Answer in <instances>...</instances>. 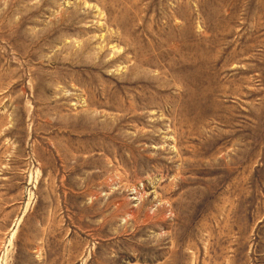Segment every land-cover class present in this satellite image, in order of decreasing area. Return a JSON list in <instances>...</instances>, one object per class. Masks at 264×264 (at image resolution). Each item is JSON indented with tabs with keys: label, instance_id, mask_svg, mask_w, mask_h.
Masks as SVG:
<instances>
[{
	"label": "rangeland",
	"instance_id": "obj_1",
	"mask_svg": "<svg viewBox=\"0 0 264 264\" xmlns=\"http://www.w3.org/2000/svg\"><path fill=\"white\" fill-rule=\"evenodd\" d=\"M0 264H264V0H0Z\"/></svg>",
	"mask_w": 264,
	"mask_h": 264
}]
</instances>
